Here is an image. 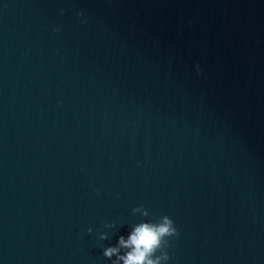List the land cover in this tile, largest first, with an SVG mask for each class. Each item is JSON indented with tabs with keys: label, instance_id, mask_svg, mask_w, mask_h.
I'll list each match as a JSON object with an SVG mask.
<instances>
[{
	"label": "water",
	"instance_id": "obj_1",
	"mask_svg": "<svg viewBox=\"0 0 264 264\" xmlns=\"http://www.w3.org/2000/svg\"><path fill=\"white\" fill-rule=\"evenodd\" d=\"M163 215L165 264H264V0H0V264Z\"/></svg>",
	"mask_w": 264,
	"mask_h": 264
},
{
	"label": "clouds",
	"instance_id": "obj_2",
	"mask_svg": "<svg viewBox=\"0 0 264 264\" xmlns=\"http://www.w3.org/2000/svg\"><path fill=\"white\" fill-rule=\"evenodd\" d=\"M77 15L83 17L84 13L80 12ZM54 30L59 31L58 28ZM199 70L197 65V71ZM133 212H141L145 217L150 214L143 205L135 207ZM88 231L91 232L92 229L89 228ZM178 235L173 219L163 215L159 222L142 221L136 224L127 239L120 236L117 246L104 249L103 254L108 258L114 254L117 256L112 264H120L121 261L123 264H162V262L165 264L169 259V254L165 250L169 246L168 238ZM101 238H106V235L102 234ZM121 248L126 249L123 255L120 254ZM158 251L160 255H156Z\"/></svg>",
	"mask_w": 264,
	"mask_h": 264
}]
</instances>
